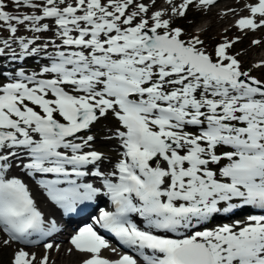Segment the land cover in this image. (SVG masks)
I'll use <instances>...</instances> for the list:
<instances>
[{
  "label": "snow or ice",
  "instance_id": "1",
  "mask_svg": "<svg viewBox=\"0 0 264 264\" xmlns=\"http://www.w3.org/2000/svg\"><path fill=\"white\" fill-rule=\"evenodd\" d=\"M218 2L0 0V58L43 62L0 74V247L17 246L10 264H54L61 248L62 229L26 180L67 215L107 197L110 208L68 238L80 264H264V74H251L264 61L245 70L233 51L264 31V0H246L241 35L226 29L209 51L177 22ZM109 118L115 162L92 134ZM246 208L260 214L208 226Z\"/></svg>",
  "mask_w": 264,
  "mask_h": 264
},
{
  "label": "bare ground",
  "instance_id": "2",
  "mask_svg": "<svg viewBox=\"0 0 264 264\" xmlns=\"http://www.w3.org/2000/svg\"><path fill=\"white\" fill-rule=\"evenodd\" d=\"M242 1H246V0H219L218 4L215 7H213L211 9V11H209L207 14H201L202 16L209 18V20H210L209 24L205 27V30L213 29V31H214L217 28H219L218 30H220L221 26L226 27L228 25L229 27L224 28V30L222 31V34L224 33V31L226 29L228 30V33L233 31V32L239 34V32H237V30L234 27L235 21H236V19L239 18V16L247 15L246 11L240 10ZM158 6H160V5H158ZM231 8H235L237 13H239V15H233L231 13H228L226 15L225 13L227 12V10L231 9ZM192 12L193 11H191V13ZM191 13H188V17L191 15ZM186 20H183V21H186ZM188 26H189V24L186 23L185 24V30H187L186 27H188ZM257 33L262 34V33H264V31L257 32ZM250 35L251 34H249L247 37L243 38V41L247 40L250 37ZM256 39H264V37H263V35H261L260 38H256ZM250 42H251V39H250ZM250 46H251V43H250ZM238 51L243 53V55L240 56V59H241L243 66L246 65L247 67L250 68L254 63L264 61V45L262 47L257 46V47H253V48L245 47V48L239 49ZM260 51L262 53H260V58H259L258 54ZM261 70H263V69H261ZM261 70H253L252 72H260ZM105 147L106 146H101L100 149H104ZM106 148L110 149V151L106 154L112 158V161L114 159H116L117 152H118V146H116L114 143L113 145L112 144L107 145ZM29 188L32 192L34 199L37 202V206L44 213L45 217L49 218V219H55L56 221H58L60 219V214L56 210V208H53V206L47 202V199L45 200L42 197H40L41 193L38 189H36L32 186H30ZM221 223L222 222H213L212 221L208 226L209 227H215ZM59 226L62 229V231L60 233L56 234L54 236L53 240H56L57 238H58V240H60L63 237H65L64 235H61L62 233H65L64 227L62 225H59ZM63 243L64 242H61V241L56 242V244L61 245V248H60L59 252H56L55 254L53 253V255H52L54 264H65V263L66 264L67 263L78 264V262L81 260V257L76 253L68 254V252H66V249H68L69 245H67V247L64 248ZM15 248H16V246H15ZM26 250H28V248ZM43 251H44L43 249L41 250L40 248H38L36 250V253H42ZM110 252H111L110 250H105L103 252V255L109 256Z\"/></svg>",
  "mask_w": 264,
  "mask_h": 264
},
{
  "label": "rangeland",
  "instance_id": "3",
  "mask_svg": "<svg viewBox=\"0 0 264 264\" xmlns=\"http://www.w3.org/2000/svg\"><path fill=\"white\" fill-rule=\"evenodd\" d=\"M244 2H246V1H242L241 5ZM189 13H191V12H189ZM201 14L202 13L193 11L191 13V15L187 18L186 21H178L177 23H179L184 28H185V24L188 23L189 26L186 27V29H187L186 31L188 32V34L189 35H193V34H197V33L200 34L201 38L205 40V42L209 48V51H211V49L215 45V43H217L220 40L221 35H222V31L224 30V28H228L229 26L228 25L226 27L221 26L220 30H218L219 28L215 29L214 31H213V29L205 30V27L209 24L210 20H209V18H206V17L202 16ZM189 21H191V23ZM20 34H26V33H23V30H21ZM4 35L7 36V32H5ZM228 35L229 36H237V35H241V33L238 34V33H235L232 31V32H229ZM261 35H263V37H264V33H262V34H260V33L251 34L247 40H244L242 43L237 44L236 47L233 49V51L235 52V51H238L239 49H242L245 47L253 48L250 46V39L253 40L256 38H260ZM262 46L263 45H261L260 47H262ZM260 53H262V52L261 51L259 52V54H258L259 58H260ZM0 59H5L6 61L11 62V63L12 62H20V60L13 61V60L9 59L8 57H2ZM6 61L2 62L0 64V74H4V72L6 70L5 69L6 64H7ZM29 62L30 63L27 65L28 68H26L25 70L30 71V73L32 71H38L40 64L43 63L42 61H39L38 59H29ZM243 67L245 70H247L249 68L246 65H244ZM251 74L253 76L262 77V74H264V69L261 70L260 72H252ZM3 76H5V75H3ZM114 127H115V122L111 118H109L108 120L101 121L99 124H97L93 128L92 134H94L97 138V143L95 145L96 150L108 153L110 151V149L106 148L107 145H109V144L113 145L115 143V145L118 146V143L116 141L106 139V137L111 133V131L113 130ZM101 146H106V147L104 149H100ZM117 158L118 157H116V159ZM116 159H114L113 162H115ZM30 184H33V183H30ZM241 211H243V210H241ZM237 214L235 216H225V215L221 214L213 222H222L221 224H223V223H232L234 220H244L245 219L244 217H238L239 215H237ZM61 235H66V234L62 233ZM2 238L3 237H0V239H2ZM63 242H64L63 243L64 248H66L68 245V240H63ZM15 250H16L15 244H13L11 247H0V264H10L12 255H13ZM27 251H29V250H27ZM66 252H67V249H66ZM30 253H32V252H30ZM53 253L55 254L56 252H53ZM53 253H52V255H53ZM43 255H44V252L37 254L38 257L43 256ZM51 259L53 261L52 256H51ZM80 261L78 262V264H80ZM67 264H69V263H67Z\"/></svg>",
  "mask_w": 264,
  "mask_h": 264
},
{
  "label": "trees",
  "instance_id": "4",
  "mask_svg": "<svg viewBox=\"0 0 264 264\" xmlns=\"http://www.w3.org/2000/svg\"><path fill=\"white\" fill-rule=\"evenodd\" d=\"M4 61H6L5 59H0V64L2 63V62H4Z\"/></svg>",
  "mask_w": 264,
  "mask_h": 264
}]
</instances>
